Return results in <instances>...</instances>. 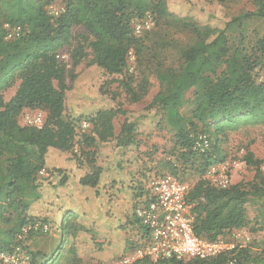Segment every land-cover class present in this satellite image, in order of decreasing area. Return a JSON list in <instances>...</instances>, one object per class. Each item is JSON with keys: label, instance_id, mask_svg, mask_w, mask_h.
Instances as JSON below:
<instances>
[{"label": "trees", "instance_id": "trees-1", "mask_svg": "<svg viewBox=\"0 0 264 264\" xmlns=\"http://www.w3.org/2000/svg\"><path fill=\"white\" fill-rule=\"evenodd\" d=\"M54 1L63 7L57 16L46 10ZM167 1L0 0V253L11 250L16 235L25 225H51L46 218L29 215L32 206L42 197V188L47 185L56 190L77 185L95 193L102 187L117 188L118 192L125 193L134 212L139 202L149 198L147 183L154 169L151 156L140 152V136L160 131L164 124L174 132L176 163L185 167L190 162L193 167L195 161L199 162L196 173L200 178L189 188L186 197L193 216L194 234L215 241L246 227L244 205L248 197L264 198V185L256 183L262 175V162L254 160L251 154L245 155V164L254 168V178L247 184L248 189L242 183L217 188L204 177L220 153L217 146L220 136L240 126L264 121V80L258 82L254 76L256 59L251 62L250 59H238L236 52L230 54L227 36L230 29L250 18L264 22V0H252L254 12L225 20L218 17L217 22L216 19L201 22L177 17L168 12ZM147 15L151 16L153 26L154 23L158 28L161 24L168 25L183 32L191 42L180 48L178 67L159 65L151 71L158 91L145 110L155 119L149 121L148 132L139 129L129 112L117 104L93 113L69 114L65 97L70 87L66 77L73 82L75 68L87 58L86 68L116 80L131 102H138L147 93L149 84L144 78L133 85L132 74L124 77L130 67L128 53L133 52L137 64L140 63L144 49L142 41L153 29L139 36L133 33V23ZM5 23L21 26L23 36L4 41ZM75 27L83 32L74 35ZM255 46L264 59V37ZM65 48L69 49L67 61L58 60L59 53L67 52ZM16 81L19 84L15 94L4 102L1 93ZM189 91L192 94L189 101L191 121L185 120L180 112ZM98 93L102 97L109 95L101 85ZM109 99L115 102L113 96L109 95ZM37 110L46 112L41 127L18 124L17 119L24 111ZM117 115L123 117V122L119 134L114 136L112 119ZM81 121L91 128L82 131ZM199 134L206 135L210 142L204 152L195 148V138ZM109 144L118 153L114 160L115 170L123 171L126 158L128 165H135L136 175L126 181L109 178L104 182V168L98 159L102 146ZM75 147L78 154L73 152ZM50 151L70 154L74 168H84V173L74 179L73 173L63 167H48L46 157ZM162 167L172 176L178 169L172 160L164 161ZM40 172L48 177L40 176ZM131 217L132 214L126 212L124 216L114 218V225L108 223L111 239L118 236L125 225L132 223ZM79 218L78 212L70 210L60 217L58 225L63 241L68 242V264H84L78 253L80 234H90L92 241L97 238L95 230L82 224ZM257 225L264 229V210ZM107 239L108 243L114 241ZM122 241L119 252L123 253L118 260L138 246L130 237ZM231 254L238 264H264V243L256 253L236 248L204 260L151 262L145 258L133 264H225Z\"/></svg>", "mask_w": 264, "mask_h": 264}, {"label": "rangeland", "instance_id": "rangeland-1", "mask_svg": "<svg viewBox=\"0 0 264 264\" xmlns=\"http://www.w3.org/2000/svg\"><path fill=\"white\" fill-rule=\"evenodd\" d=\"M166 4L168 12L171 14L201 22L209 20L213 22L214 19L217 22L218 17L225 20L256 10L252 0H168ZM62 8L59 2L54 1L46 10L53 15L61 12ZM159 27L154 23L153 29L146 35L147 38L143 39L144 49L140 63L137 64L135 54L131 52L133 61L129 62V70L124 74L125 78L132 74L133 85L142 78L149 84L147 93L138 102H131L125 89L116 80L105 78L93 70L87 69L86 64L89 59L87 58L75 68L76 79L73 82L69 77H66V84L70 87L65 97L67 112L76 116L83 113H93L97 109L110 106V104H117L122 110L129 112L131 118L136 121L137 127H140L139 129L148 132L149 121L155 119L151 117L150 112H145V110L158 91L157 82L151 71L159 65L165 68L178 67L180 48L191 43L190 38L183 32L175 31L164 24ZM72 32L77 35L83 30L75 27ZM227 36L229 53L236 52L238 59H250L251 62L255 58L258 63L255 62L254 73L256 75L254 76L256 81L264 80V59H261L263 57L256 51L255 46L256 42L264 37V22L258 18H250L230 29ZM64 50L67 51L66 54H69L68 48ZM18 84L19 82L16 81L13 86L1 93L4 102H8L15 94ZM100 85L109 92V95L114 97V103L109 99V95L104 97L99 95L98 88ZM184 98L186 102L181 107L180 112L185 120L191 121L190 110L192 106L189 103L192 98L191 91ZM30 112L40 113L44 122L45 111ZM17 121L20 126L24 125L22 114ZM122 122L123 117L119 115L112 119L114 136L119 134ZM88 127V129L91 128L90 125ZM140 140V152H147L153 161L152 167L154 169L150 172L149 177L154 174H170L169 170L162 166L164 161L172 160L175 165H178L175 176L187 183L189 188H192L199 180L200 177L196 173V169L199 167L198 161L193 163V167H191L190 162L186 163L185 167H180L176 163L177 150L174 147V132L169 126L164 124L162 130L150 133L148 136H140ZM211 141L214 142V140ZM217 146L220 153L211 167L222 168L225 166L229 186L242 183L244 188L248 189L247 184L253 181L254 168L245 164L244 157L246 154H251L254 160L262 162L260 166L262 175L256 180V183L260 186L264 185V121L258 124H246L238 127L235 131L227 132L226 135L218 138ZM73 152L78 154L76 147ZM70 157V154L50 151L47 154L46 163L48 167H63L69 170L70 173H73L74 179H77L84 173L85 169H75ZM115 157L118 158V153L112 144L102 146L98 160L104 168V182L109 178L126 181L136 171L135 165H128V159L124 158L126 161L124 169L122 172H117L114 168ZM39 175L48 177L45 173ZM204 178L206 179V174ZM41 193L42 197L32 206L29 215L34 218H46L51 221V225L47 227L45 233L35 230L28 232L23 237L22 244L31 256V264H68V242L63 241L58 225L61 221L60 217L70 210L78 212L81 215L80 222L96 232L95 241H92L90 234L82 233L79 235L81 246H78V253L84 264H117V260L123 253L122 251L119 252V248L123 244L122 240H125L126 237L137 240L139 237L137 234L142 233V229L136 226L137 222L132 212V204L128 203L125 193L118 192L117 188L109 190L102 187L98 192L99 196H97L98 193L95 191L87 188L83 190L77 185L68 189L57 188V190L47 185L42 188ZM244 206L248 220L246 227L236 231L238 233L236 238L232 236L235 231L230 232L224 238L228 243L234 244L240 249L244 248L251 253H256L259 252L261 244L264 243V229L257 225L264 210V198L248 197ZM126 212L129 215L132 214V223L127 224L128 226L125 225L119 235L113 236L111 239V233L107 229L108 223L113 224L115 217L124 216ZM107 237L114 241L108 243Z\"/></svg>", "mask_w": 264, "mask_h": 264}, {"label": "built area", "instance_id": "built-area-1", "mask_svg": "<svg viewBox=\"0 0 264 264\" xmlns=\"http://www.w3.org/2000/svg\"><path fill=\"white\" fill-rule=\"evenodd\" d=\"M63 11V10H61ZM60 13V12H59ZM59 13L53 15L57 16ZM52 15V14H51ZM153 27L151 16L133 23V33L136 36ZM4 41L10 42L23 36V28L18 25L5 23ZM58 60L67 61L66 53H59ZM133 61V55L128 53V62ZM24 126L41 127L43 117L40 113L24 111L22 113ZM88 123L81 121L80 128L85 131ZM209 139L204 134L195 138V148L204 152L209 147ZM225 166L222 168L210 167L206 172V179L217 188H227L229 179L225 174ZM43 174V172H40ZM149 198L143 199L134 208L136 226L142 229L141 234L135 240L138 243L134 249L127 252L117 264H133L141 259L151 262L159 261H185L190 259H210L219 255L230 253L238 246L228 243L220 237L215 241H207L199 238L193 231V216L190 214V205L186 201L189 191L187 183L180 182L175 176L152 175L147 183ZM47 232L46 226L27 224L15 237V244L10 251L0 253V264H31V256L25 250L23 237L30 231ZM138 232V231H137ZM235 238L238 233L232 234ZM225 264H238L234 254H231Z\"/></svg>", "mask_w": 264, "mask_h": 264}]
</instances>
